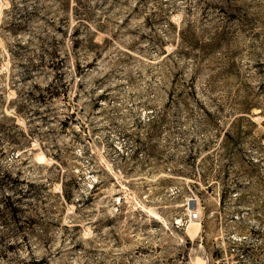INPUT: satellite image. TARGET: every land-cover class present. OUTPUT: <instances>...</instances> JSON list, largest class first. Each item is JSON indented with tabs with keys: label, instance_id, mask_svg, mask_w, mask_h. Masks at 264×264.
Instances as JSON below:
<instances>
[{
	"label": "rangeland",
	"instance_id": "obj_1",
	"mask_svg": "<svg viewBox=\"0 0 264 264\" xmlns=\"http://www.w3.org/2000/svg\"><path fill=\"white\" fill-rule=\"evenodd\" d=\"M0 264H264V0H0Z\"/></svg>",
	"mask_w": 264,
	"mask_h": 264
},
{
	"label": "built area",
	"instance_id": "obj_2",
	"mask_svg": "<svg viewBox=\"0 0 264 264\" xmlns=\"http://www.w3.org/2000/svg\"><path fill=\"white\" fill-rule=\"evenodd\" d=\"M197 216H198L197 212H194V213L192 214V218H196Z\"/></svg>",
	"mask_w": 264,
	"mask_h": 264
}]
</instances>
